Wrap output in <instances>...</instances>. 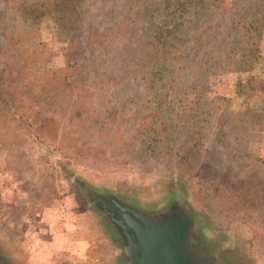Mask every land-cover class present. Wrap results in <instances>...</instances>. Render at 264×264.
I'll return each mask as SVG.
<instances>
[{"label":"rangeland","instance_id":"rangeland-1","mask_svg":"<svg viewBox=\"0 0 264 264\" xmlns=\"http://www.w3.org/2000/svg\"><path fill=\"white\" fill-rule=\"evenodd\" d=\"M92 1L85 0V20L77 19V23L89 19V25L107 24L111 33L119 21L114 10L122 0H98L95 5ZM190 1L188 10L181 7L176 12L186 20L179 47L182 71L175 73L171 65L152 94L143 93L144 80L126 72L141 63L123 60L129 51L117 60L112 59L115 55H106L109 60L81 59L83 49L71 40L83 33L75 26L74 39L66 37L63 27L65 32L72 27L61 25L60 10L40 16L36 34L22 30L14 16L0 20V62L11 73L10 82L19 85L24 103L34 102L33 112L41 108L43 117L55 119L49 126L57 131L53 139L50 129L39 135L38 120H32L33 126L25 124L0 104V247L13 263L115 264L108 229L78 188L77 177L71 178L72 170L92 187L115 191L144 205L180 194L193 207L205 238L221 246L231 264H264V230L236 208L245 179L264 181V124L252 130L245 121L253 112L264 115V100L251 90L254 79L264 80V18L257 39L261 52L250 65L231 63L226 70V63L218 70L219 64L212 60V43L224 41L216 43L212 37V23L220 12L230 16L238 6L246 8L248 1L263 11L264 0H149L147 8L154 13L136 23L129 41L132 48L145 38L157 45L155 20L166 18L163 27L172 26L168 16L180 3ZM9 4L0 0L1 8L10 10ZM2 26H8L7 30ZM8 30L11 33L5 34ZM171 30L166 28L163 36L169 38ZM10 37H17L14 45H9ZM193 42L198 52L191 48ZM6 50L18 60L6 58ZM12 61L15 70L10 68ZM61 69L68 73L66 89L63 84L56 86L50 74L57 71L58 75ZM135 101L140 105L133 126ZM145 115L144 127L150 129L139 135L138 122ZM121 119L123 142L113 131L108 134L99 127L100 120ZM160 125L164 129L154 155L150 141ZM167 140L172 151L165 149ZM45 224L60 230L47 234ZM41 232L43 243L49 235L65 244L69 239L78 241L73 261L68 260L66 249L50 255L48 261L36 259L33 253L40 252L34 243Z\"/></svg>","mask_w":264,"mask_h":264},{"label":"trees","instance_id":"trees-1","mask_svg":"<svg viewBox=\"0 0 264 264\" xmlns=\"http://www.w3.org/2000/svg\"><path fill=\"white\" fill-rule=\"evenodd\" d=\"M7 1L10 2V10L5 7H0V20L7 16H14L17 21L16 24L22 28V30L25 29L29 33L34 32L36 34V30L38 29L36 23L40 16L52 15L55 10L62 11L63 18L61 25H70L72 27V29L66 27V30L69 32H65V27H63L62 31L65 33L66 37H72V39H74L75 26L79 29L80 35L83 33V36L75 39L74 42L71 40L72 45L77 42L80 44L79 47L83 49L81 59L109 60L106 55H115L112 59L117 60L119 57L124 56L125 51H129L130 56L124 57L123 60L129 62L132 60V63H130L132 65H136L140 61L141 63L138 64L134 70L126 69V72L131 71L134 76L144 80L143 93L145 94L157 93L158 83L161 82L160 77L165 70L167 72L168 69L171 68V65H173L171 70L175 73L179 74L182 71V64L179 62L182 51L179 47H182L183 44L180 35L182 34V29L185 28L183 22L186 20L184 17L180 18L176 12H180L181 7L188 10L189 6L192 4L191 1L186 4L180 3L175 10L171 12L172 14L168 16V20L173 22L172 26H168V24L166 25V28H172L169 38L166 34L163 36L164 30L166 29L163 26L168 21L166 18H162L159 21L155 20V31L159 35L158 44L155 45L156 41L152 42L148 38H145L140 43L138 42L134 48L129 44V41L136 23H138V20L143 19V17H147L148 13H154L152 11L150 12L149 8H147L149 0H122L119 3L117 1L115 3H118L117 10H114V12H117L119 21L117 24L113 25L111 33L107 24H103L104 26H102L99 23L91 22L89 25L88 22L91 21L89 19L86 20V25V22H82L81 24L77 23V19L84 18L85 20V15L87 13L86 4H84L85 0H39L40 2L37 4L30 3L33 2V0H29L28 3L25 4L23 0H20L21 4H19V0ZM237 1L241 2L242 0ZM97 2L98 0H93L91 4H96ZM246 6V8L238 6L233 9L230 16L224 12H220L221 14H219V17H216L212 23V37L215 38L216 43L221 41L219 39L224 38V41L221 44L212 43V60H216L217 62L215 64H219L218 68H216L218 70L223 69L226 63V70L231 69V63H235L237 66L238 63L246 66L250 65V62L255 60L257 55L261 52L260 42L258 43L257 39H260L259 34L262 25L261 21L264 18V10L261 11L259 9L260 7L256 4L252 5L251 1H248ZM248 10H251V12H248ZM21 18L23 20H21ZM4 24L5 22H3V25ZM205 25L210 27V25ZM2 27L3 31L8 28V26ZM20 32L21 29L17 30L16 36L20 34ZM9 33H11L9 30L5 32V34ZM16 38L17 37H10L8 39L9 45H14L16 43L14 42ZM32 38H37V40H39L36 36H32L30 39ZM84 43L85 45L83 46ZM138 44L140 47L137 46ZM221 46L222 48H219ZM192 47L196 49L197 44L194 43L191 48ZM115 49L117 50L115 51ZM198 50L199 48L196 49V52H198ZM6 53V58L9 60L17 59V56L12 57V55L8 54L9 50H6ZM92 55L96 56L93 57ZM133 60L135 61L133 62ZM25 61L27 62L28 60ZM148 61L149 63L147 64ZM10 68L15 70V61H12ZM154 68H156V70L153 71L152 69ZM50 74H54L53 78L56 80V86L63 84V89L68 87L66 83L68 79L66 69H61V72L58 75H56L57 71H50ZM11 79V73L6 69L5 63L0 62V104L8 109L13 115L21 117L25 124L33 126L32 120L34 122H37L38 120L40 123L38 126V129H40L39 135H43L45 130L49 131L50 129V138H55L57 136V131L54 129L52 132L49 126V123L54 125L55 119L49 116L43 117L41 108L33 112L32 110L35 105L34 102L24 103L18 90L19 85L10 82ZM47 79L51 80L49 76H47ZM253 84L255 85L251 86V90L256 92V94L264 100V80L254 79ZM139 105L140 104L136 101L132 104L131 125L133 126L136 125V115L138 114ZM147 118L148 117L145 115L140 119L141 124L140 120L138 122L137 133L139 135H146L150 129L144 127ZM100 121V128H106L108 134H112L113 131L118 135L122 142L125 140V124L122 119L119 122L112 120V123H106L105 120ZM245 121L252 125V130H258L264 124V115H259V113L253 112ZM130 129L131 128L127 131L129 132ZM163 129L162 125H160L161 131L154 130L153 132V138L150 142L152 145L154 144L152 146L153 149H151V153L154 155L158 152V148L155 144H157V140ZM237 141L238 138L236 137V142ZM164 146L167 151H172V144L169 140L164 142ZM240 187L242 192L239 194L240 201L236 208L240 209V214L244 215L246 218L253 217V219L251 218V223H256L257 227H261V230H264V181H261L260 179L256 180L254 178L245 179Z\"/></svg>","mask_w":264,"mask_h":264},{"label":"water","instance_id":"water-1","mask_svg":"<svg viewBox=\"0 0 264 264\" xmlns=\"http://www.w3.org/2000/svg\"><path fill=\"white\" fill-rule=\"evenodd\" d=\"M69 173L77 177L78 188L107 227L115 264H231L221 246L205 238L199 218L182 195L144 205ZM0 264H15L1 247Z\"/></svg>","mask_w":264,"mask_h":264},{"label":"crops","instance_id":"crops-1","mask_svg":"<svg viewBox=\"0 0 264 264\" xmlns=\"http://www.w3.org/2000/svg\"><path fill=\"white\" fill-rule=\"evenodd\" d=\"M44 216L41 217V221H44ZM45 226L47 227V234H52V232H56L59 231L60 229L57 228V230H52L50 225L45 224ZM43 233L41 232L38 236V240H36V242L34 243V246H36L38 248V252H40L39 254H35L36 252H34L33 254L36 255V259L38 257L42 259V261H48L50 255H57L58 253H60L62 251V249H66V254H67V258L70 261H73L74 257H76L77 255V250L79 249V242L76 240H68V243L65 244V242H61L59 239H55L57 236L55 237H50L46 236L45 241H47L46 243L41 242L43 239ZM52 253V254H51Z\"/></svg>","mask_w":264,"mask_h":264}]
</instances>
